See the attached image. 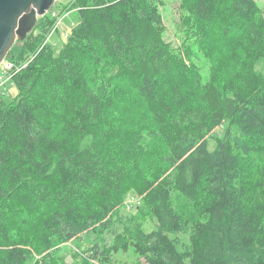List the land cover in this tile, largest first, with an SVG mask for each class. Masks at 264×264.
Wrapping results in <instances>:
<instances>
[{
  "label": "trees",
  "instance_id": "1",
  "mask_svg": "<svg viewBox=\"0 0 264 264\" xmlns=\"http://www.w3.org/2000/svg\"><path fill=\"white\" fill-rule=\"evenodd\" d=\"M70 3L78 22L58 53L52 8L5 56L18 93L0 94V264H116L130 249L146 264H264L256 0L183 1L205 82L150 0ZM128 193L140 200L125 212Z\"/></svg>",
  "mask_w": 264,
  "mask_h": 264
},
{
  "label": "rangeland",
  "instance_id": "2",
  "mask_svg": "<svg viewBox=\"0 0 264 264\" xmlns=\"http://www.w3.org/2000/svg\"><path fill=\"white\" fill-rule=\"evenodd\" d=\"M183 1L184 0H150V3L161 14V35L163 39L168 42L171 48L176 53L180 54L183 57V60L188 64H195V67L199 70L201 81L205 82L211 77L212 64L204 51H202L200 47L201 45L199 46L196 41L189 42L185 38L186 10ZM70 2L71 0H55L51 7V9L53 8V11H55L51 13V15L54 16V24L46 35L45 42H50L54 45L55 53H58L61 50L63 42L66 40L71 28L78 22L76 8L71 7ZM256 2L264 16V0H256ZM21 41L22 40L15 41V45H21ZM27 63L28 62L25 61L22 63V66H25ZM228 65L229 56L227 57V55L222 54L218 61L219 68L224 69ZM13 69V63L4 58L0 64V77L5 75L3 79H0V84H3L4 87H0V93H3L2 96H4L7 102L11 101L14 95L18 93L17 88L11 83ZM258 69L264 74V64H261ZM2 72L4 73L2 74ZM217 130H220V128ZM210 148H213L212 144L210 145ZM124 200L123 210L127 212L130 209L136 210L135 206L139 204L140 197L128 193ZM143 225L145 230L148 231L152 228L153 221H151L150 217H146ZM83 236L84 239H74L72 242H67L66 245L62 247V253L66 256V260L71 261V254L69 251L74 249L76 244L80 245V247H85L87 242L91 243L93 241L92 238L94 235L84 234ZM179 236L184 241L187 238V235L179 234ZM116 256L118 259L116 264H121L119 263L120 261L125 262L126 264H146L144 259L137 257L131 249L125 253H117Z\"/></svg>",
  "mask_w": 264,
  "mask_h": 264
},
{
  "label": "water",
  "instance_id": "3",
  "mask_svg": "<svg viewBox=\"0 0 264 264\" xmlns=\"http://www.w3.org/2000/svg\"><path fill=\"white\" fill-rule=\"evenodd\" d=\"M55 0H0V64L16 40H23Z\"/></svg>",
  "mask_w": 264,
  "mask_h": 264
},
{
  "label": "built area",
  "instance_id": "4",
  "mask_svg": "<svg viewBox=\"0 0 264 264\" xmlns=\"http://www.w3.org/2000/svg\"><path fill=\"white\" fill-rule=\"evenodd\" d=\"M5 64H6V63H5ZM5 64H4V65H5ZM2 69H3V68H2ZM2 71H3V70H2ZM3 73H4V72H2V74H3ZM4 77H5V75L1 76L0 79H1V78L3 79ZM2 86H3V84H0V87H1V88H2ZM3 87H4V86H3ZM3 91H4V90H3ZM0 94H3V93H0Z\"/></svg>",
  "mask_w": 264,
  "mask_h": 264
},
{
  "label": "bare ground",
  "instance_id": "5",
  "mask_svg": "<svg viewBox=\"0 0 264 264\" xmlns=\"http://www.w3.org/2000/svg\"><path fill=\"white\" fill-rule=\"evenodd\" d=\"M5 88H6V87H5ZM5 88H4V89H5Z\"/></svg>",
  "mask_w": 264,
  "mask_h": 264
}]
</instances>
